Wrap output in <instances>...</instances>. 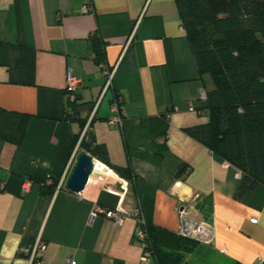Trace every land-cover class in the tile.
<instances>
[{"label":"crops","instance_id":"0c3cea01","mask_svg":"<svg viewBox=\"0 0 264 264\" xmlns=\"http://www.w3.org/2000/svg\"><path fill=\"white\" fill-rule=\"evenodd\" d=\"M94 36L105 42L103 62L117 65L106 89ZM68 69L83 86L66 117ZM201 89L175 0H0V264H30L19 249L37 237L46 248L32 264H155L134 237L137 209L175 234L178 209L209 221L212 242L187 259L264 264V187L236 198L242 172L187 131L208 120ZM116 95L119 126L108 123ZM87 122L110 163L132 169V181L94 158L82 191H43L76 147L79 155L74 139ZM117 208L123 219L114 224L106 211Z\"/></svg>","mask_w":264,"mask_h":264},{"label":"trees","instance_id":"16d2710c","mask_svg":"<svg viewBox=\"0 0 264 264\" xmlns=\"http://www.w3.org/2000/svg\"><path fill=\"white\" fill-rule=\"evenodd\" d=\"M180 23L205 93L208 120L188 133L216 156L242 172L236 198L264 187V0H175ZM105 42L94 36V60H104ZM77 98L65 106L66 117L77 111ZM80 153L86 152L132 181L133 171L110 163L105 147L94 142L87 129L75 136ZM79 153V154H80ZM186 170L180 166L175 177ZM59 177L42 185L52 193ZM44 182V181H43ZM146 249L155 264H191L187 255L198 242L165 228L143 225Z\"/></svg>","mask_w":264,"mask_h":264},{"label":"built area","instance_id":"2783aa9c","mask_svg":"<svg viewBox=\"0 0 264 264\" xmlns=\"http://www.w3.org/2000/svg\"><path fill=\"white\" fill-rule=\"evenodd\" d=\"M88 6H86L87 8ZM100 67L102 69V73L105 76V89L111 85L112 83V78L115 73L117 65H114L113 67H109L106 63L101 62ZM83 86V82L81 79L78 77L74 76L71 72V69H68L66 72V79H65V85H64V92L66 94V103L68 102H74L77 98V92L78 89ZM200 100L205 99V93L203 90L200 91ZM188 109L194 110L193 103L188 104ZM111 111H112V116L109 117L108 123L113 126H119L122 124L123 116H124V111L121 105V98L120 96L116 95L114 99L111 102ZM94 112V109L92 110L90 116H92ZM89 122H87L85 128L83 129L80 138L83 136L85 133L87 127H88ZM74 150L70 160L67 163V166L62 173V175L59 177L57 185L55 187L56 190L60 189L61 187L66 186V181L69 175V168L72 163H75L76 157H75V151ZM52 181V178H46L43 183L45 184H50ZM30 186V181L28 179L24 180L21 185V190L22 191H27ZM54 189V190H55ZM121 209H113L106 211V216L108 218H111L114 224H118L122 221L123 216L121 214ZM178 213L180 215V227L177 232V234L181 237H186L193 239L197 241L198 243H203V244H210L212 242L213 238V228L212 225L209 221L205 219H194L186 215V212L183 211L182 209H178ZM92 216L94 214L92 213ZM133 216L136 218L137 221V226L136 230L134 233V237L142 241L143 243V254L142 257L144 259L148 258L151 256L149 250L146 249V241H145V232L143 230V225L145 223V219L142 216V213L140 210H135L133 213ZM252 222H255L256 219H252ZM46 248V244L44 241L40 238L37 237L31 244L21 246L19 249L20 254L26 255L29 259V263H39L40 260L43 257L44 251ZM62 264H76V262L72 259H65V261Z\"/></svg>","mask_w":264,"mask_h":264},{"label":"water","instance_id":"95a60500","mask_svg":"<svg viewBox=\"0 0 264 264\" xmlns=\"http://www.w3.org/2000/svg\"><path fill=\"white\" fill-rule=\"evenodd\" d=\"M95 162L96 160L90 154L80 153L68 175L66 188L75 193L82 191L90 177L95 174Z\"/></svg>","mask_w":264,"mask_h":264},{"label":"rangeland","instance_id":"374dc122","mask_svg":"<svg viewBox=\"0 0 264 264\" xmlns=\"http://www.w3.org/2000/svg\"><path fill=\"white\" fill-rule=\"evenodd\" d=\"M81 152V150H79V152H78V154ZM104 179V178H103ZM99 182H102V180H100ZM188 257V256H187ZM188 261L191 263V264H210V263H213L214 262V260H213V258H201V259H199V260H196V259H194L193 257H190V258H188Z\"/></svg>","mask_w":264,"mask_h":264},{"label":"bare ground","instance_id":"6f19581e","mask_svg":"<svg viewBox=\"0 0 264 264\" xmlns=\"http://www.w3.org/2000/svg\"><path fill=\"white\" fill-rule=\"evenodd\" d=\"M96 162H98V161H96ZM100 164V163H99Z\"/></svg>","mask_w":264,"mask_h":264}]
</instances>
